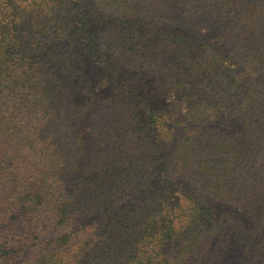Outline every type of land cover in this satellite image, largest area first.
Masks as SVG:
<instances>
[{"label":"trees","instance_id":"16d2710c","mask_svg":"<svg viewBox=\"0 0 264 264\" xmlns=\"http://www.w3.org/2000/svg\"><path fill=\"white\" fill-rule=\"evenodd\" d=\"M216 1L223 5L224 1ZM242 4L246 6L237 25V39L242 38L243 50L249 53L257 49L255 36L264 37V0H233L230 6ZM60 5L61 0H0V142L20 139V129L26 127L34 158L19 174L13 158L5 155L13 169L11 179L1 182L12 193L5 198L0 192V201L13 205L24 201L18 211L26 210L24 216H32L29 221L37 231L27 233L45 247L33 264H223L212 253V244L223 235L226 224L219 215L221 210L208 204L209 196L248 206L251 223L239 220L235 224L240 233L237 240L247 254L233 264H264V59L245 65L247 71L241 78L247 84H236L237 95L226 91L225 97L215 96L220 108L233 106L242 127L231 130L234 135L219 143L201 144L212 159L208 155L206 160L181 162L180 167L191 174L188 180L199 190L193 193L169 179L168 165L156 164L150 155L141 160L128 156L117 162L118 167L113 165L115 152L121 154L130 145L117 148L111 141L102 146L96 142L86 150L80 144L85 136L81 131L73 142L65 141V125L80 120L82 109L69 106L83 74L63 33L68 19L55 9ZM79 16V12L72 15L68 22L81 23ZM82 24L90 36L86 20ZM78 28L74 25L73 32L79 33ZM208 44L201 40L196 47ZM259 45L264 48V42ZM104 98L108 99L100 100ZM215 98H195L194 103L203 101L206 108L215 107ZM79 104L85 111L98 105L91 97ZM148 109L152 121L154 113ZM53 137L54 141H47ZM100 175L113 189L98 190ZM19 192L23 197H18ZM96 222L95 243L86 251L81 246L78 252H71L72 238ZM50 224L64 231L40 241V232ZM83 245L86 248L89 243Z\"/></svg>","mask_w":264,"mask_h":264},{"label":"rangeland","instance_id":"374dc122","mask_svg":"<svg viewBox=\"0 0 264 264\" xmlns=\"http://www.w3.org/2000/svg\"><path fill=\"white\" fill-rule=\"evenodd\" d=\"M61 1L62 5L55 8L60 15L69 20L79 12L82 18L81 23L68 20L64 23L63 33L69 50L75 53L83 74L69 106L72 110L82 109L80 120L65 125V141L73 142L74 136L81 131L85 136L80 144L86 150L96 142L102 146L111 141L117 148L130 145L127 151L122 149L121 154L115 152L113 165L128 156L134 155L141 160L150 155L156 164L168 165L166 176L169 179L198 193L188 180L191 174L180 167L181 162L206 160L208 155L212 159L201 144L219 143L224 137L234 135L231 130L242 127L233 106L220 108L221 103L215 96L225 97L226 91L237 95L236 84H247L241 78L247 71L245 65L264 59L261 58L264 50H257L264 49L259 45L264 37L254 35L257 49L249 53L243 50L242 38L237 39V25L246 5L231 7L233 0L231 3L222 0L223 5L216 0H75L76 5L72 4L74 0ZM241 1L256 3L260 0ZM83 19L92 31L90 36L85 33ZM74 25L79 27V33L73 32ZM256 28L257 24L253 30ZM75 36L77 40H73ZM201 40L209 44L197 48ZM235 78L239 81L233 82ZM90 97L98 105L85 111L79 103ZM101 97L108 99L100 100ZM203 97L215 98V107L206 108L203 101L194 103L195 98ZM149 107L154 113L152 121L148 118ZM197 109L200 110L198 115L193 116ZM20 130V139L18 136L0 142V182L11 179L9 173L13 168L8 166L6 154L13 158L19 174L29 161L33 164L28 129ZM147 149H151L150 153ZM104 179L103 175L97 178L101 183V186L97 184L98 190L113 189ZM3 183L0 186L6 189L0 188V192L7 198V193L12 192ZM19 193L18 197H23ZM3 201L4 204L0 201V264H33V258L45 247L36 244L27 233L37 231L29 221L32 216L28 213L25 217L26 210L18 211L24 201L17 205ZM207 202L221 210L219 215L226 224L223 235L213 241L212 253L219 255L223 264L240 261L247 253L242 242L237 240L240 233L237 234L235 224L239 220L251 223L246 213L248 206L210 196ZM93 225L78 231L72 238L71 252H78L81 246L80 250L86 251L95 243L99 222ZM63 231L60 226L47 225L40 232L39 240L54 239ZM86 242L89 245L83 248Z\"/></svg>","mask_w":264,"mask_h":264}]
</instances>
